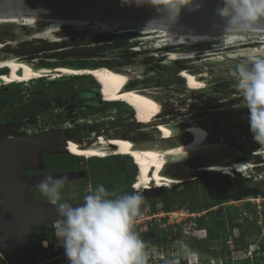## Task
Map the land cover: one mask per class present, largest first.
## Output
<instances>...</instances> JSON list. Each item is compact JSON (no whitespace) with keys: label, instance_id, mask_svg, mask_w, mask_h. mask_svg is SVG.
I'll list each match as a JSON object with an SVG mask.
<instances>
[{"label":"rangeland","instance_id":"374dc122","mask_svg":"<svg viewBox=\"0 0 264 264\" xmlns=\"http://www.w3.org/2000/svg\"><path fill=\"white\" fill-rule=\"evenodd\" d=\"M44 28L0 27V42L8 45L0 50V55L27 57L38 60L39 63L53 60L62 63L67 58L97 61L106 64L109 69L128 75L131 79L130 88L153 97L163 109L154 124L145 126L140 122L139 112L133 105L125 103L119 109L114 105L116 102H108L103 94V84L92 75L77 76L82 78L62 83L50 84L47 81L49 78H44L46 80L41 82L38 79L27 82L21 89L28 88L42 94L41 101L38 102L40 109L45 111L52 104H55L53 109L56 105L63 107L57 110V114L51 111L52 116L47 123L57 128L66 125L76 128L79 125L73 120L78 121L85 135L92 137L96 132L101 135L98 146L110 143V138H120L134 141L139 148H166L190 141L189 134L171 140L163 139L162 131L153 126L196 124L207 128L209 143L215 145L214 149L191 157H180L176 161L170 160V163L183 164L191 169L215 164L230 167L231 163L237 162L258 167L241 174L232 171L222 178L205 175L203 180L187 188L165 187L166 190L161 195L144 197L143 217L138 220L135 230L145 233L140 234V237L147 246L148 264H158L160 261L162 264H264V260L260 259L264 257V252L259 253V258H255L253 253H257L260 246L264 245V148L252 138L247 110L241 106L242 97L228 75L230 70L246 59L249 50L262 49L264 43L245 46L239 43L236 44L237 47L231 46L229 49L219 46L218 42L180 46L178 50L195 52L196 57L172 60L169 54L177 53L172 52L174 49H147L151 46L146 45L143 39L146 36L153 37V34L124 31L79 37L88 31L78 32L62 27L53 36L70 39L53 44L34 39L35 34L41 33ZM185 71L199 77L204 87L193 90V82L185 76ZM27 94H23L24 101L29 98ZM11 95L9 92L4 99L8 100ZM51 96L52 102L49 100ZM12 100L14 98H10ZM10 103L14 106L12 102L8 106ZM7 109L13 110L9 107ZM131 111L132 116L129 113ZM61 151L70 155L54 152L49 154L50 150L37 152L36 163L27 168L29 170L26 175L45 177L52 174L57 178H66L62 195L64 200L74 204L82 203L88 190L98 184L118 194L132 189L131 193L138 191L144 196V190L137 188L141 178L140 165L132 156V162H129V159L113 156L108 151L105 159L87 160L71 158L70 156L79 155L65 151V147ZM165 172L167 173V169ZM81 173H87V178ZM29 191L39 204H50L40 193L39 185L31 187ZM163 197L172 200L170 211L163 208ZM211 205L216 206L209 208ZM215 220L221 222L222 228L218 239L212 240L207 237L205 225ZM57 221L43 227L52 235L45 243L46 246L41 242V247L46 252L40 253L30 262L21 260L14 264H29L33 261L38 263L54 253L58 254L55 259L60 264H68L64 250L59 247L55 238L54 225ZM151 225L171 236L172 242H165L161 246L163 251L157 250L159 245L148 241L150 234L147 230H150ZM39 237L37 233L35 239L38 240ZM51 247L52 250H49ZM167 249H175L176 252L172 251L171 256Z\"/></svg>","mask_w":264,"mask_h":264},{"label":"clouds","instance_id":"9594fccd","mask_svg":"<svg viewBox=\"0 0 264 264\" xmlns=\"http://www.w3.org/2000/svg\"><path fill=\"white\" fill-rule=\"evenodd\" d=\"M121 2L151 8L155 15L148 24L170 36L176 34L185 10H199L202 7L200 0ZM216 15L222 21L216 28L222 30L225 36L264 35V0H221ZM228 75L242 97L241 106L247 110L252 138L264 148V48L249 50L246 59L230 70ZM66 182V178L47 174L40 182L39 191L50 204L57 206L60 219L54 225L55 238L59 247L63 248L68 264H148L147 246L135 230L138 220L143 217L144 196L135 189L137 192L131 194H118L98 184L88 190L82 203L74 204L63 198ZM152 229L154 226L151 225L147 232L150 233ZM253 253L259 254V249Z\"/></svg>","mask_w":264,"mask_h":264},{"label":"bare ground","instance_id":"6f19581e","mask_svg":"<svg viewBox=\"0 0 264 264\" xmlns=\"http://www.w3.org/2000/svg\"><path fill=\"white\" fill-rule=\"evenodd\" d=\"M3 26H22L31 29H36L41 26L45 27L43 31H40L41 33L35 34L34 39L45 40L53 44L70 39H59L53 36L62 27L72 28L78 32L88 31L79 37L95 33L108 34L124 31L138 32L144 35L153 34V37L146 36L143 39L146 41V45L151 46L147 47V49H174L172 52L177 53L169 54L172 60H189L196 57L197 53L195 52L189 53L182 49L178 50L180 46L218 42L219 46H226V49H229L231 46L237 47L236 44L239 43H242V46L257 44L259 42L264 43V35L248 37L225 36L223 31L217 28L206 30L176 29V34L170 36L166 32L156 31L153 28L129 27L95 19L0 17V27ZM220 42H223V44H220ZM7 46V44L5 45L0 42V50L5 49ZM27 59V57H7V55H0V71L7 70L4 73H0V87L15 82H31L32 80L49 77L54 80L64 75H92L103 84V94L108 102H124L133 105L139 112L140 122L145 126L154 124L153 122L163 113L161 104L153 97L130 88L131 79L124 73L109 68L74 69L64 66L41 65L38 60L28 61ZM56 61H47L46 63L53 64L58 62ZM184 73L193 82V90H200L204 87L199 77L186 71ZM137 124L140 125L138 122ZM153 127L158 131H162L163 139L171 140L184 134H189L191 138L188 142L166 148H139L134 141L120 138H110V143H101L100 146H98L100 143H93V145L88 146V141L77 142L69 140L65 146V151L74 152L87 159H105L108 157V151H111V155L113 156H132L140 165L141 178L137 184V188L138 190H144V192L165 187L182 186L190 181L189 177L191 172L203 174L216 172L226 176L228 174L230 175L232 171L241 174L256 166L242 162L231 163L230 167L215 164L210 167L184 169L179 174L164 175V170L170 164V160L176 161L180 157L195 156L202 151L214 149L215 145L209 143V132L207 128H201L196 124H159Z\"/></svg>","mask_w":264,"mask_h":264},{"label":"water","instance_id":"95a60500","mask_svg":"<svg viewBox=\"0 0 264 264\" xmlns=\"http://www.w3.org/2000/svg\"><path fill=\"white\" fill-rule=\"evenodd\" d=\"M200 2L202 7L199 10L184 11L178 30L214 29L222 23L216 15L221 0ZM154 15L151 8L125 5L121 0H0V17L95 19L129 27L155 29L154 25L148 24ZM40 64L74 69L108 68L106 64L87 59ZM6 71L1 70L0 73ZM54 138L56 135L50 132L0 139V264H14L28 259L32 255L34 236L49 223L60 219L57 206L39 204L29 191L32 186L40 185L44 177L25 178L23 175L24 170L36 163V153L48 151L52 146L51 139ZM163 174L168 175L165 170ZM205 175L225 177L220 173L191 172L189 178L193 181ZM165 190L159 188L146 191L144 197L161 195Z\"/></svg>","mask_w":264,"mask_h":264},{"label":"flooded vegetation","instance_id":"af4514ba","mask_svg":"<svg viewBox=\"0 0 264 264\" xmlns=\"http://www.w3.org/2000/svg\"><path fill=\"white\" fill-rule=\"evenodd\" d=\"M74 60H80V59H66L64 61H74ZM58 61V60H57ZM41 63V62H40ZM44 64H46V62H43ZM57 63H60L57 62ZM82 77H77V76H72V77H61L58 78L56 80H51V78L49 77V79L47 80L48 82H50V84L52 83H62L65 81H70L73 79H80ZM40 80V82L42 80H46V79H38ZM27 85V84H13V85H3L0 87V139L3 138H17V137H25V136H32V135H41V134H45V133H50L52 132L54 135H56V138L51 139V143L52 146L50 147V152H48L49 154H51V152L57 153V154H61V155H70L66 152H62L61 150L64 149V147L66 146V144L69 142V140H81L80 142H84V141H88L87 145H93L94 144H98L100 142L99 138H100V134L99 133H94V135L89 136V135H85L82 132L83 127H81L80 123H78V121H74V123H76L77 126L76 128L74 126H70V125H66L63 128H57L48 122V119L50 118V116H52V112L54 113H58V111L60 109H62L59 105H56V107L53 106L55 104L49 105L47 106V109L44 111L42 109H40L38 102L41 101V97L42 94L38 91H32L30 89H21L22 86ZM11 92L12 95L10 96V98H14V101H10V98L8 100L4 99L5 97H7V94ZM28 93L27 96H29L27 101H24V96L23 94ZM60 96V95H59ZM63 96V95H62ZM52 96L49 99L50 102H52ZM103 100V99H102ZM104 101V100H103ZM9 102H12L13 105L8 106ZM48 102V100H47ZM106 104V102H104ZM48 105V104H47ZM13 108L14 112H12L13 110L7 109V108ZM68 109V108H67ZM58 110V111H57ZM49 112H51L50 114H48ZM42 113H47L46 115H41ZM130 115L132 116V112H129ZM63 115L65 116L66 114L63 113ZM60 117V115H59ZM75 125V126H76ZM91 134V133H90ZM96 137H98V139H96ZM47 153V154H48ZM46 155V154H44ZM71 158L73 156H70ZM76 159V158H75ZM81 159V158H80ZM82 159H87L86 157L82 158ZM88 160V159H87ZM91 160V159H89ZM180 163V162H179ZM171 166H168L167 169V173L168 174H179L182 173V171H184V169H191V168H186L184 167L183 164H174V163H170ZM169 164V165H170ZM29 169L24 170L23 175L25 178H30V176L26 175V172ZM178 172V173H177ZM83 174L84 178H87V173H81ZM37 174H35V176L32 177H40V176H36ZM205 177V176H204ZM195 179L191 182H188L180 187H172L175 189H182V188H187L189 187L191 184L197 183L198 181H201L204 179ZM33 187V186H32ZM31 193V192H30ZM126 193V192H124ZM32 194V193H31ZM0 210H1V202H0ZM161 230V229H160ZM159 229H157V233L160 235V244L157 248V250L159 251H163V248L161 247L163 245L164 242H166V234L163 233V231H160ZM141 235H145V233H139ZM150 238L151 239V243H156V241L158 240L156 238V234L154 232L150 231ZM171 236H168V241L167 242H171ZM173 238H175L173 236ZM168 245V244H167ZM161 247V248H160ZM167 247V246H165ZM167 251H170V249H167ZM169 254H172V251L169 252Z\"/></svg>","mask_w":264,"mask_h":264},{"label":"trees","instance_id":"16d2710c","mask_svg":"<svg viewBox=\"0 0 264 264\" xmlns=\"http://www.w3.org/2000/svg\"><path fill=\"white\" fill-rule=\"evenodd\" d=\"M114 105H116L120 109L122 106H125L126 104H124V103H115ZM73 158L80 159V158H77V157H73ZM124 158H126L127 160L129 159V162H132L130 157H124ZM134 172H135V174L137 173L136 172V167H135V171ZM263 190H264V187H263ZM131 192H132V189H129L128 191H126V193H129V194H131ZM167 198L163 197V198H161V201H162V204H163V208L166 211H170L172 209L173 203H172V200L170 198L169 199H167ZM215 206L216 205H211L209 208H214ZM205 207H206V204H205ZM221 228H222V224H221V222L219 220L212 221V223L211 222L207 223L205 225V231H206V234L208 235L207 237H209L212 240L218 239V237L220 235V231L219 230ZM156 231H157V229L154 228V229H152L151 232H154L156 234V238L158 239L156 241V244H160V240L159 239L161 237ZM39 235H40V237L38 238V240L35 239L36 235L34 236L33 243H32V246H31L32 255L28 259H26L25 262H30L31 260H34L37 256H39L40 253L46 252V250H44L41 247V242L49 240L52 235L48 231L44 230V228H42L40 230ZM166 236H167L166 238L168 239L169 235H166ZM148 238H150V237H148ZM167 239H166V242L168 241ZM148 241H151V239H148ZM49 250H52V247ZM259 252H264V245L260 246ZM57 255H58L57 253H54L53 256H51L49 258L44 257L38 263H34V261H33V262L29 263V264H60L59 260L55 259L57 257ZM258 255L259 254H255V258H259L260 256H258ZM260 259L264 260V257H260Z\"/></svg>","mask_w":264,"mask_h":264},{"label":"built area","instance_id":"2783aa9c","mask_svg":"<svg viewBox=\"0 0 264 264\" xmlns=\"http://www.w3.org/2000/svg\"><path fill=\"white\" fill-rule=\"evenodd\" d=\"M45 244V243H44ZM47 244V243H46ZM48 248V247H47Z\"/></svg>","mask_w":264,"mask_h":264}]
</instances>
